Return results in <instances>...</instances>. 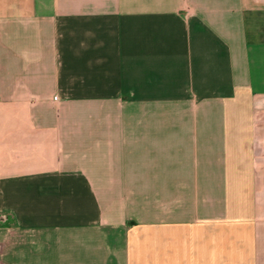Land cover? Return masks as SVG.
<instances>
[{"label":"crops","instance_id":"1","mask_svg":"<svg viewBox=\"0 0 264 264\" xmlns=\"http://www.w3.org/2000/svg\"><path fill=\"white\" fill-rule=\"evenodd\" d=\"M0 219L11 264H264V0H0Z\"/></svg>","mask_w":264,"mask_h":264},{"label":"rangeland","instance_id":"2","mask_svg":"<svg viewBox=\"0 0 264 264\" xmlns=\"http://www.w3.org/2000/svg\"><path fill=\"white\" fill-rule=\"evenodd\" d=\"M4 224H7V225L11 224V221L5 220V222H4V221H2V219H0V226L4 225ZM4 256H5V253H4L3 249H1V246H0V264H11V261L7 262L6 261L7 259Z\"/></svg>","mask_w":264,"mask_h":264},{"label":"built area","instance_id":"3","mask_svg":"<svg viewBox=\"0 0 264 264\" xmlns=\"http://www.w3.org/2000/svg\"><path fill=\"white\" fill-rule=\"evenodd\" d=\"M54 99H58V97L57 96H54Z\"/></svg>","mask_w":264,"mask_h":264}]
</instances>
